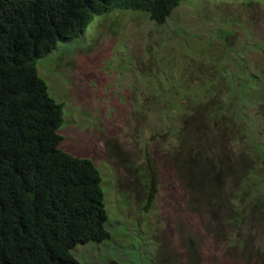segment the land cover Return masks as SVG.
I'll list each match as a JSON object with an SVG mask.
<instances>
[{"label": "rangeland", "instance_id": "374dc122", "mask_svg": "<svg viewBox=\"0 0 264 264\" xmlns=\"http://www.w3.org/2000/svg\"><path fill=\"white\" fill-rule=\"evenodd\" d=\"M37 73L101 177L109 239L80 264H264V0L93 16Z\"/></svg>", "mask_w": 264, "mask_h": 264}, {"label": "trees", "instance_id": "16d2710c", "mask_svg": "<svg viewBox=\"0 0 264 264\" xmlns=\"http://www.w3.org/2000/svg\"><path fill=\"white\" fill-rule=\"evenodd\" d=\"M185 1L0 0V264H80L75 246L109 239L100 174L59 148L63 106L49 96L37 61L82 34L93 16L141 12L162 25ZM250 72L236 76L255 83Z\"/></svg>", "mask_w": 264, "mask_h": 264}]
</instances>
